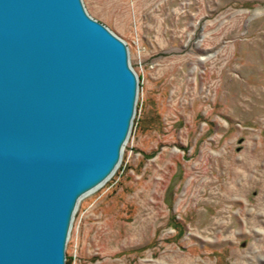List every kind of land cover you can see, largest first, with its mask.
<instances>
[{
    "label": "rangeland",
    "instance_id": "obj_1",
    "mask_svg": "<svg viewBox=\"0 0 264 264\" xmlns=\"http://www.w3.org/2000/svg\"><path fill=\"white\" fill-rule=\"evenodd\" d=\"M139 78L122 160L66 264H264V0H83Z\"/></svg>",
    "mask_w": 264,
    "mask_h": 264
},
{
    "label": "water",
    "instance_id": "obj_2",
    "mask_svg": "<svg viewBox=\"0 0 264 264\" xmlns=\"http://www.w3.org/2000/svg\"><path fill=\"white\" fill-rule=\"evenodd\" d=\"M139 91L83 0H0V264H66L79 202L119 167Z\"/></svg>",
    "mask_w": 264,
    "mask_h": 264
}]
</instances>
